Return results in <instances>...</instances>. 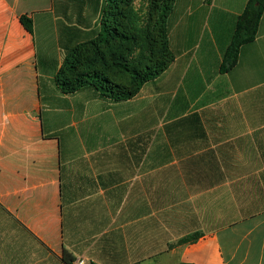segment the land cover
I'll return each instance as SVG.
<instances>
[{"label":"crops","instance_id":"0c3cea01","mask_svg":"<svg viewBox=\"0 0 264 264\" xmlns=\"http://www.w3.org/2000/svg\"><path fill=\"white\" fill-rule=\"evenodd\" d=\"M248 1L175 0L116 101L59 82L110 0H0V264H264V13L222 68Z\"/></svg>","mask_w":264,"mask_h":264},{"label":"trees","instance_id":"16d2710c","mask_svg":"<svg viewBox=\"0 0 264 264\" xmlns=\"http://www.w3.org/2000/svg\"><path fill=\"white\" fill-rule=\"evenodd\" d=\"M110 0L102 19L103 33L97 42L74 50L65 60L59 82L67 92L92 85L116 101L128 100L143 85L163 73L174 60L169 47L168 17L175 0ZM264 13V0H249L240 16L223 70L234 67L239 47L254 40ZM32 31V22L22 18ZM65 260H74L65 253ZM186 264V263H180Z\"/></svg>","mask_w":264,"mask_h":264},{"label":"rangeland","instance_id":"374dc122","mask_svg":"<svg viewBox=\"0 0 264 264\" xmlns=\"http://www.w3.org/2000/svg\"><path fill=\"white\" fill-rule=\"evenodd\" d=\"M145 1H146V0H145ZM138 2H140V0H137V1H136V3H135V4H136V7H137V8H141V9H143V10H146V8H147V4H145V2L143 3V1H141V4H140V3L138 4Z\"/></svg>","mask_w":264,"mask_h":264},{"label":"built area","instance_id":"2783aa9c","mask_svg":"<svg viewBox=\"0 0 264 264\" xmlns=\"http://www.w3.org/2000/svg\"><path fill=\"white\" fill-rule=\"evenodd\" d=\"M75 264H86L84 260H77Z\"/></svg>","mask_w":264,"mask_h":264}]
</instances>
